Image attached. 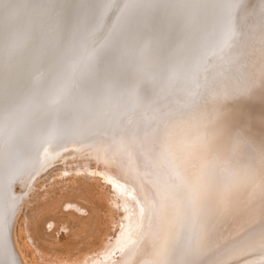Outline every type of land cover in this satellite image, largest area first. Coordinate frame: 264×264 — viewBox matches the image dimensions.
I'll return each mask as SVG.
<instances>
[{
    "label": "bare ground",
    "instance_id": "6f19581e",
    "mask_svg": "<svg viewBox=\"0 0 264 264\" xmlns=\"http://www.w3.org/2000/svg\"><path fill=\"white\" fill-rule=\"evenodd\" d=\"M202 2L211 5L223 0ZM222 19L223 9L212 6L194 10V27L191 29L185 28L181 14L158 18L156 30L161 38L160 54L178 52L184 59L172 66L167 79L148 100L124 95H108L101 100L79 96L74 97L71 106L61 102L42 113L39 124L32 123L29 118H35V110L16 117L17 126L11 131L6 130L0 142V165L5 176L9 172L13 176L11 184L5 180L3 185L5 206L9 203V187L19 198V211L10 219L8 242L14 244L22 264L34 263L27 258L29 253L25 250H30L23 242V230L17 226L18 216L25 205V194L31 188L29 179L37 173L45 151L52 155L51 158L57 152L62 154V158L53 157L50 161L51 166L60 161L58 166L62 170L54 175L53 184L46 181L45 189L38 188L37 181L47 171L34 176L31 184L36 196L33 199L28 196L33 204L25 225L28 239L45 264H124L129 258L132 260L128 264H193L200 261L194 257L201 249L207 217L204 212L208 210L209 213L218 204L220 195L227 188L228 172L224 182L222 178L211 177L216 170L213 167L215 171L210 170V161L216 157L209 153L210 157L200 159L199 176L195 173L193 180L189 178L191 182L184 180L176 165L178 156L175 152L183 151L185 145L194 146L196 137L206 145L205 149L212 145L214 134L230 117L226 108L251 96L264 81V9L261 0H248L236 20L234 37L216 55L202 62L196 51L197 43L219 44ZM257 91L258 94L261 89ZM250 105L252 109V103ZM250 145L247 148H251ZM251 149L256 152L259 148ZM239 168H235L236 171ZM237 174L233 176L237 177ZM246 183L238 186L244 188ZM18 185L26 191H18ZM249 187V190L254 188ZM62 229L72 232L73 249L57 236ZM256 239L258 241L260 237Z\"/></svg>",
    "mask_w": 264,
    "mask_h": 264
},
{
    "label": "snow or ice",
    "instance_id": "6c2138e0",
    "mask_svg": "<svg viewBox=\"0 0 264 264\" xmlns=\"http://www.w3.org/2000/svg\"><path fill=\"white\" fill-rule=\"evenodd\" d=\"M248 0H0V142L16 117L35 110L40 115L74 97L101 100L108 95L152 98L172 66L183 61L178 52L160 54L159 17L181 14L186 29L194 27V10L223 9L222 41L197 43L201 61L216 55L235 34V23ZM264 9V0H261ZM135 53V55H131ZM71 86V90H69ZM246 117H251L245 112ZM252 118V117H251ZM253 119V118H252ZM0 165V264H22L8 242L10 219L19 198Z\"/></svg>",
    "mask_w": 264,
    "mask_h": 264
},
{
    "label": "rangeland",
    "instance_id": "374dc122",
    "mask_svg": "<svg viewBox=\"0 0 264 264\" xmlns=\"http://www.w3.org/2000/svg\"><path fill=\"white\" fill-rule=\"evenodd\" d=\"M263 83H264V81H262V84L260 86H257L256 89L258 91L255 89V91L252 92L253 94L251 96L253 98H251V96H247L246 98H242L243 100L241 99V100L237 101V103L230 104L226 108L230 114V117L227 118V123L223 124V126H221L219 128V131H217L219 133L216 132L214 134V140L211 143L213 146L212 145H210L209 147L207 146L205 149L206 145L202 141L197 139L199 137H196V140H195L196 142H195L194 146H189L187 144L188 146L185 145L183 147L184 148V149H182L183 151H181V149L180 150L178 149L175 152L176 155L178 156L177 157L178 160L176 158V160H177L176 165L178 167L179 173L180 174L182 173L181 178L184 177L183 178L184 180H186V179L188 181L193 180L195 178L196 174H197V176H199L198 175V174H200L199 168L201 170L200 161L203 160L204 158H208L210 156L216 157L210 161L211 162L210 167L211 168L213 167L216 170L215 171L213 168L212 169L210 168L211 171H215V173H216L215 174L214 172H212L211 177H213V178L215 177V179H218V180H221V178H222L221 181L224 182L227 180V177H225V174L228 172L227 176H228V179L230 180V181L227 180L228 182H230V185L228 182L226 185L228 188V191H227V188L225 189L223 187L224 190L222 192V195H220V197L217 201L218 204L215 205L216 207L214 206L213 209L209 213H208V210L204 212V216L205 217L207 216L206 219L208 221L206 222V219H204V224H203L204 231H202L203 232L202 233L203 234L202 239H206V237H205L206 235L208 238L204 241L201 239V242H202L201 249H199L198 254L194 257L196 259L199 258L198 260H200V261L202 260V261L201 262L199 261L200 262L199 263L198 260L194 259L198 263H193V264H206V263L207 264H264V236H263L264 235V193H263L264 187H262V186H264V173H263L264 172V153H262V152H264V149L262 150V148H264V104H263L264 103V84ZM260 89H261V91H260ZM256 91L257 92L260 91L258 93L259 95L256 93ZM251 103H252V109H250ZM257 103H259V104H257ZM239 104H240V106H239ZM244 105H246V106H244ZM248 107H249V111H248ZM244 108H246V109H244ZM245 110H246V113H251L250 115L253 119L251 117L245 116V113H244ZM245 123H246V125H244ZM232 125H233V127L231 129ZM225 130H227V131H225ZM239 132L242 136L240 134H237ZM232 133L234 135H232ZM236 134H237V136H235ZM218 135H219V137H218ZM222 135H223V137H222ZM216 136H217V138H220V140L217 139ZM233 136H234V138H233ZM216 139L218 142L216 141ZM239 139H241V141ZM223 140H225V141H223ZM199 141H200V143H199ZM191 143H193V142L191 141L190 145H191ZM219 143H221L222 145L221 144L219 145ZM215 144L218 147H216ZM233 144H235V146H233ZM250 144L252 145V147ZM249 145L251 148H253V150H255V148L256 149L259 148V149L255 150L256 152L250 151L252 149L247 148ZM254 145H255V148H254ZM239 146H241V147L239 148ZM220 148H222V150ZM206 150H208V152ZM236 150H237V152H236ZM248 151H249V153H248ZM46 152L47 151L44 152L46 155L43 156L45 159L43 158V162L37 171L38 174L41 172L44 173L45 171H47V173L44 174V176L37 181L38 188H40V189H43V188L45 189V183L47 180H50V183L53 184L54 180H55L54 175H57V173H59V171L62 170V167L58 166V165H61L60 161L57 162V164L55 166H53L54 164L52 166L50 165V164H52V162H50V161H51V159H53V157L54 158L55 157L62 158V154L60 152L59 153L57 152L51 158L50 156H52V155L48 154ZM184 152H186V153H184ZM234 152H236V153H234ZM244 152L246 154L247 153L248 154L246 155ZM209 153H213V154L208 156ZM242 153H244L243 154L244 156L242 155ZM256 153L259 154V156H256ZM251 154L255 155L256 157L252 156ZM261 154H263V155H261ZM245 156H248V157H245ZM260 156H262V157H260ZM234 157H236V158H234ZM244 157H245V159H243ZM249 157L251 159V162H250V159H246ZM253 157L255 160H258V159L259 160L255 161L253 159ZM224 158H226V159H224ZM239 158H242L244 162L242 161V159H239ZM246 161L248 162L249 166L246 165L247 164ZM252 161L256 162V164H254V162L252 163ZM237 163L240 165H237ZM233 165L234 166L237 165L235 167L236 169L240 166L239 170L236 171V169L233 167ZM224 166H226L225 167V169L227 168L226 170L223 169ZM232 167H233V170L235 171V172L233 171V173H232V171L230 172V170H232ZM46 168H47V170H46ZM220 168H222V169L220 170ZM247 168H248V170H247ZM254 168H255V171H257V174L254 171ZM241 169H243L244 171ZM218 170H220L221 172ZM245 170H247V172ZM242 172H243V174H242ZM37 173L32 176L33 179L32 178L29 179L31 188L25 194V196H27V197L25 199V205H24V208L21 212V215L18 216V222L19 223L17 226H18V228L21 227V230H23V242H26L24 244H26L27 248L30 250V252L25 250L26 253H29L27 258L30 259L31 263L33 262L34 264H45L41 260L40 255L36 250V247L28 239L27 231L25 229L26 228V226H25L26 220L28 219V210L30 208V205L33 204V202H31L30 199L31 198L33 199L34 195L36 196L35 190H32L33 184H31V183H32V181H34V176L35 177L38 176ZM192 173H193V176H191ZM246 173L247 174L249 173V174L247 175ZM222 174H224V175L221 176ZM236 174H237V177L238 176L240 177V178L238 177V182H237V177H234ZM239 174H241V176L242 175L243 176L241 177ZM257 175H258V177H257ZM261 175L263 176V179L261 178ZM230 176H233V177L231 178ZM189 178H191V179L189 180ZM223 178H224V180H223ZM230 178L231 179L234 178L233 182ZM253 178H254V180H253ZM239 179H241V180H239ZM245 181L249 184H247ZM259 181L261 183L263 182V185ZM102 182H105V181L103 180ZM235 182L237 183V185H234ZM243 182L246 183V186H244L245 189L243 187H240L242 185H245ZM255 182H257L258 184L256 183L257 184L256 185ZM250 183H252L251 184L252 186L250 185ZM238 184H240V186H238ZM248 185H250V187ZM248 187L250 189H251V187H254V188L252 190H249ZM237 188L239 189V191L237 190ZM257 188L259 190H257ZM17 190L18 191L20 190L21 192H22V190H23V192L26 191V189L24 191V187H20L19 185L17 186ZM230 190L233 192L231 193ZM243 190H245V191H243ZM246 190H247V192H246ZM260 192H262V194ZM255 193H257L258 195L256 194V196H255ZM248 195L250 196V198ZM252 195H253V197H251ZM28 196L31 198H29ZM230 196H231V199H230ZM223 202H224V205H223ZM219 206H221V207L219 208ZM208 217H209V219H208ZM210 220H212V221H210ZM19 224H21V225L19 226ZM207 225H209V227ZM210 229H211V231H210ZM205 230H207V231L205 232ZM19 232H20V229H19ZM208 232L210 233V235H208L209 234ZM57 236L59 237V239L62 242L67 243V245L69 244L70 249H73L74 244H75V239L73 238L72 232H70V231L68 232V229H62L60 231V233L57 234ZM210 237H211V240H210ZM258 237H260V239L261 238H263V239H261V240L258 239V241H257V239L255 240V238H258ZM206 241H208V242H206ZM204 243L205 244L207 243L206 244L207 246ZM202 245H204V246H202ZM204 247H205V249H204ZM207 247H208V249H207L208 251H206ZM204 251H206V252H204ZM201 253H203V254L201 255ZM130 259L131 258H129L128 261L126 260L127 262H124V264H128L130 262ZM258 260H259V262H258ZM193 262H195V261H193Z\"/></svg>",
    "mask_w": 264,
    "mask_h": 264
}]
</instances>
